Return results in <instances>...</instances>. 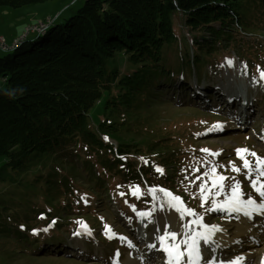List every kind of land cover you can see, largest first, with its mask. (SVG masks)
<instances>
[{
    "label": "trees",
    "instance_id": "1",
    "mask_svg": "<svg viewBox=\"0 0 264 264\" xmlns=\"http://www.w3.org/2000/svg\"><path fill=\"white\" fill-rule=\"evenodd\" d=\"M45 1L0 0V6L17 8ZM181 22L192 29H203L206 33L203 37L207 38L197 41L188 30L181 34ZM262 31L264 0H83L60 23L48 26L44 33L37 32L32 39L26 37L20 46L5 51L0 58V158L3 159L0 183L16 182L15 176L31 171L34 174L31 180H26L23 190L31 196L32 185L41 183L49 196L44 197L48 213L43 214V219H40L42 213L37 212L40 206L12 212L4 208L6 198L0 196V239L9 241L10 255L14 250L20 251L8 261L5 253L0 254V264H16L18 258H38L34 248L46 240H64L72 232L71 221L80 212L90 216L88 221L92 226L100 228L108 222L102 220L100 211L93 213L92 203L88 202L94 199L91 195L76 194L72 201L75 213L70 209L72 202L54 198L60 188L68 193L74 191L70 181L77 176H83L89 188L95 182L104 187L106 194L120 189L129 200L142 202L145 197L136 200L128 188L141 183L144 175L150 185L176 189L197 209L180 185L183 173L177 169L184 159L181 150L195 145L196 141L179 136L168 147L166 137H162L163 148L157 151L154 142L145 145L136 141L131 129L123 124L122 111L134 106L140 93L149 92L150 81L154 83L162 73L151 67L158 68L163 58L170 60L173 51L186 40L198 44L197 52L187 59L189 65L203 62L202 66L214 68L221 62L220 58L211 56L216 53L217 45L224 48L230 39L237 36L251 39L255 33L261 36ZM246 38L234 45V51L239 54V61L247 64L248 71L258 77L257 65L264 69V54L259 51L263 44ZM242 43L245 46L241 51H253L256 54L253 58L240 55ZM176 57L170 64L173 69L164 71L163 76L175 77L183 72L188 78L190 67L188 71L180 69ZM125 61L129 63L124 68L128 71L121 74L118 68ZM145 98L149 99V95ZM150 102L154 109L164 108L163 104ZM130 114L127 111L129 119ZM188 124H184L187 133ZM102 134L115 141V148L105 142ZM167 150H170L168 155L175 152V157H165ZM157 165L165 166L163 176L155 171ZM170 166L174 167L172 172ZM80 172L87 175H79ZM81 196L86 197L87 203ZM60 208L72 213L63 216ZM53 221L47 232L32 234L33 229H43Z\"/></svg>",
    "mask_w": 264,
    "mask_h": 264
},
{
    "label": "rangeland",
    "instance_id": "2",
    "mask_svg": "<svg viewBox=\"0 0 264 264\" xmlns=\"http://www.w3.org/2000/svg\"><path fill=\"white\" fill-rule=\"evenodd\" d=\"M83 0H47L42 3H34V4H26L17 8H12L9 6H0V36L4 38L5 44L0 47V58L3 57L5 51H10L15 49L14 46L20 45L19 43L24 38L32 39L31 37H35L36 33L40 31V33L43 31L41 28L48 27L52 25H56L60 23V21L63 18H67L68 16L72 15L73 12L82 4ZM67 7H71L70 9H67ZM181 28V34L186 33V30H188V34L195 36L197 38V41H200L204 35L206 36V33L201 28H189L181 24L179 25ZM183 30V31H182ZM257 33L252 36V38H246L243 36H237L236 39H230L229 42L226 44L227 47L222 48L221 45H217L218 47H215L216 53L214 55H211L212 57H215V59L219 60L221 59V62L216 65L214 68L210 67L208 65L202 66L203 62H198V64L192 62V65H189L188 58L190 55H194L196 51V44H192L191 40H186L183 44L180 45V47H177L173 51V56L169 59L163 58L161 59L160 63L158 64V68H152L151 69H160L162 71H166L167 69H173V67L170 65L173 61V59L176 57V63H179L180 69L183 68L184 70L188 71V67H190V72L193 73L192 78H199V70H202L201 72L203 74H208V77L203 78L202 85L207 87L206 85H213L218 86L221 88H225L228 86L230 89H233L234 91L244 94L246 89L250 93L249 100H250V107L247 109L249 114L252 116V119L254 120L252 125H250L249 129H244L240 131H227L226 125L224 122L226 121V118L229 113L223 112L215 108L212 104H204L200 107L195 108L193 107H181L180 102H176L175 100L170 101V105L168 107L164 108H156L152 106L151 102L148 100V98H145L146 94H149V92L146 90L143 93H140L136 100H134L135 104L134 106H129L128 108H124L122 111L124 115L123 124L131 129V134L137 139L136 141H142L146 145V142H154L157 144L156 149L162 150L161 144V138L166 137V145L172 146L175 144L176 141H178L179 136H184L185 138L196 139V144L193 145L194 147H198V149L191 147V150L189 151V158L190 163L187 164L188 171L184 175V182L187 183L188 187L191 186L193 189L190 191H193L197 197L196 201L200 208H202L203 212L206 215L211 216L208 220L207 225H215V224H221L219 227L224 226V229H221V233H227V232H233L239 225L241 217L237 215V213H229L226 211H207L206 209L211 208V200L214 197V193L218 190L217 188H214L212 186V181H207V187L211 189V192L207 193L208 196V202L205 203L204 207H201V198L199 195V185L202 181L197 180L196 183L192 184L190 183L193 180H196V176L201 175V173L208 171V169L215 165L217 166V174H221L227 177H236L237 180L241 183V188L245 191L246 195H252L254 199L259 202L258 195L254 194L249 181L245 179L244 171L242 170L241 173L237 174L233 171H231V168L229 166V161H232L235 166L240 167L241 166V160L237 158L235 154V149L237 148H247L251 151H254L259 157L264 158V116L258 117L257 112L262 113L264 115V82L261 83V81L257 80V82H253V77L249 74L245 75L242 72V64L239 61L238 53L234 51V45L239 44L242 42V39H250L251 41H257L260 42L262 47L260 46V53L264 54V31H262L261 36H257ZM28 35V36H27ZM194 43V42H193ZM240 55L244 56L245 58H253L256 54L253 51H241V47L245 46V43L240 44ZM255 48V46L253 47ZM176 52V53H175ZM182 53V54H178ZM225 54V57H222V55ZM238 54V55H237ZM222 57V58H221ZM239 58V59H238ZM227 60H232L233 64L232 66H229L226 63ZM128 61L123 62L119 66V70L121 71V74H126L128 69H124L128 65ZM188 64V65H185ZM185 76H187L186 73H184ZM174 78H180L179 74L175 77H170L168 80L172 81ZM163 80V79H162ZM181 79L175 80L172 84V86H177L181 83ZM151 84V81H150ZM149 84V86H150ZM149 91H150V87ZM165 88H170L169 85L165 86L158 82V87H152V94L156 98H168L170 100V96L166 92H161ZM178 91H175V93ZM206 92H209V90H206ZM127 93H130V90L127 91ZM204 95L205 99H210L209 96ZM167 96V97H166ZM177 96V94H175ZM182 98V97H180ZM212 99V98H211ZM167 102H156V105L159 104H166ZM190 104V103H189ZM194 106L193 104H190ZM258 111H257V110ZM127 111H130V115L132 116L130 119L128 118ZM134 113V114H133ZM142 113L144 115H142ZM99 116V115H98ZM156 118V120H153ZM153 120V121H151ZM191 121L192 126L190 127L191 132L187 133L185 130V122ZM219 123L223 127L221 129H213L211 131H208V129L212 128L213 124ZM199 134V135H197ZM102 137L105 139V135L102 134ZM252 138V139H250ZM105 142H108V145L112 144V146L115 144V141L112 139L110 140L107 138ZM140 142V143H142ZM201 149H209L210 152H218L220 153L218 156H211L212 158L207 161L202 156ZM183 150V149H182ZM181 150V151H182ZM144 153H147L148 149L144 146ZM156 151V150H155ZM170 150L165 151V157H175V152L170 153ZM183 151H186L185 149ZM221 153L225 154V156L221 157ZM81 158V157H78ZM249 161H251L253 164L255 163V158L248 156L246 157ZM218 159V160H213ZM76 160V158H74ZM135 161V159H133ZM3 159L0 158V164H2ZM207 162V163H206ZM206 163V170L201 171L200 167H202ZM143 165V164H141ZM140 165V166H141ZM219 165H224L225 167H219ZM43 168L46 169V166L43 165ZM52 165L51 167H53ZM160 167V169L163 170L161 175H164L165 172V166L157 165V167ZM198 168L199 172H194V169ZM171 170V172L174 170L173 166H170L168 168ZM156 171V170H155ZM157 172V171H156ZM34 174V172L27 171L21 175L15 176L16 182L11 183H0V196H4L3 198H6V202L4 204V208L11 209L12 212H20V210L23 209H30L31 207H38L40 206L41 209H38V213H48L46 210V201L44 197H48L49 195L46 194V187L44 184L41 183H35L30 188L31 190V196L28 194L27 191H24V183L26 180H31V176ZM79 175L86 176V172H80ZM121 176V175H120ZM149 176V175H148ZM144 175H142L141 178H143ZM187 177V179H185ZM254 178V177H253ZM83 176H77L76 180L70 181L71 185L74 187V191L72 190L71 193H68V191H65L63 188L59 189V194L54 196L59 197L62 200L68 201L69 204L74 200V197H76V194H88L91 195L94 199L88 200V202H91L93 205L92 207H100V208H107L104 213L108 215H113L117 218V215L115 213V208L112 206L113 202L109 200L107 203V196L104 193V187H100L95 182L91 183L93 188H89L87 186L86 179H84ZM142 180V179H141ZM205 180H207V177H205ZM83 181L84 183H82ZM88 181V180H87ZM147 181V180H146ZM226 182H229L228 185L232 184V180H225L223 183L226 186ZM264 182V178H262V181ZM41 184V185H40ZM144 180H142L141 183L136 182L135 186H138L139 192L143 193L144 188ZM186 187V185H183ZM187 187V188H188ZM227 191L223 192L220 196H215L214 198L218 202H222L225 200L227 196ZM48 195V196H47ZM147 199L151 200L150 194H146ZM155 199L154 202L152 201V208L144 207L146 211H150L151 209H154L153 213L148 215L149 219L145 220L143 216L138 215V213H147L145 211H139L134 213V217L127 219V226L129 230L124 231L125 233L122 234H115V236L112 239H109L110 244H104V238L105 235H99L95 233V237H92L91 234L88 236H84V234L80 235H74L77 231V220L79 217H83V219L87 222L90 216L82 215V212H80L79 216L76 220L71 221L73 225L72 232L70 234H67L64 237V240H46L45 244H42L41 246H37L35 251H37L36 256L38 258L34 259L31 258H18L14 263L16 264H122L123 262L127 261L126 257L133 253V248H131L130 245L137 247L138 250H142V252L146 255V261L140 260L143 264H162L160 261V257L158 254H154V256L149 258L148 251L142 247L146 246L149 239H153L155 237L154 232L155 230L160 229L161 227H165L167 225L169 229H175L177 224L180 226H183L184 224H189L188 231H192L193 228L199 227L197 225H191L190 221H192V218L189 217V215H185L183 220L180 218V214L173 208L166 203V197L164 194H156L155 193ZM73 202L71 206V210L75 213L76 209L72 208ZM90 207V208H92ZM89 208V209H90ZM61 209V208H60ZM132 209L127 208L126 206L118 209V215L123 212L131 211ZM63 216H66V214L72 213L65 212L61 209ZM199 208L196 210V214L198 213ZM36 212V213H37ZM157 212V213H156ZM165 212V213H163ZM35 213V214H36ZM7 215H10L9 212L6 213ZM34 214V216H35ZM106 214H103L105 216ZM237 216H236V215ZM254 214V213H253ZM81 215V216H80ZM74 216V215H72ZM145 216V215H144ZM41 217V215H40ZM44 217V215H43ZM110 217V216H109ZM7 219V218H6ZM81 218H79L80 220ZM112 217H110V220ZM26 221V219H23ZM138 222V230L140 228V224L147 225V231L145 239H143L139 244H137L133 239V229L130 228L131 223ZM159 221V222H158ZM2 223V221H0ZM255 223V222H254ZM116 227L119 225L117 223ZM7 225V224H6ZM14 225V224H11ZM264 223H262L259 227L263 228L262 226ZM9 226V225H7ZM111 231H116L115 226L110 225L109 226ZM158 227V229H156ZM120 228V226L118 227ZM199 231H201L200 228H198ZM220 229V228H219ZM137 230V232H138ZM109 235L111 233H108ZM138 236H140L138 234ZM51 241L56 242L55 245L49 246V243ZM262 243H264L263 240H261ZM87 243V244H86ZM130 244V245H129ZM112 250H109L110 247H112ZM9 249V241L8 240H1L0 239V254L5 253L6 260H13L17 253H20L19 250H14L13 254L10 255L8 252ZM241 249H244L242 247ZM264 250V247L262 244H258L255 247V253L253 258H249L248 262H254L255 264H264L263 261H261L262 257V251ZM33 251V253H35ZM44 253H55L58 256H54L52 254H45ZM118 253V255H117ZM242 252H235L232 257H239ZM56 258H61L58 263L55 261ZM71 261V262H69Z\"/></svg>",
    "mask_w": 264,
    "mask_h": 264
},
{
    "label": "snow or ice",
    "instance_id": "3",
    "mask_svg": "<svg viewBox=\"0 0 264 264\" xmlns=\"http://www.w3.org/2000/svg\"><path fill=\"white\" fill-rule=\"evenodd\" d=\"M226 63L229 66H232L233 61L226 59ZM242 72L245 75L248 74V66L246 63L242 64ZM257 73L258 79L264 81V69H261L259 65H257ZM253 82H257V77H253ZM222 127L223 126L221 124L216 123L213 124L212 128L208 129V131L213 129H221ZM105 140H107V137H105ZM201 151L209 153L213 156H218L220 154L218 152L212 153L209 149H201ZM235 154L237 158L242 161V163L240 167H237L232 161H229L231 171L237 174L241 173L242 170L244 171L245 179L249 181L250 186L254 192L257 193L259 202H257L256 199H253L250 195L247 197V199H244V193L241 191L240 181L237 180L236 177H226L224 175L217 174V166L213 165L208 169V171L196 176V180L190 182L194 184L197 180L202 181L199 185L201 207H204L205 203L208 202L207 193L211 192V189L207 187V181L210 180L212 181V186L218 189L214 193V197L220 196L225 191H227L228 194L225 200L222 202H218L213 197L211 200L212 207L206 209L207 211L220 210L229 213H242L246 217H251L253 213L264 214V182H261L262 178H264V158L259 157L254 151H251L247 148H237L235 149ZM248 156L255 158L254 164L246 158ZM141 159L143 160L144 158ZM144 162L147 163L146 160ZM219 167L222 168L225 166L219 165ZM156 171L160 172L161 174L163 172V170L160 168H157ZM194 172H199V169H194ZM205 177H207V180H205ZM185 179H187V177H185ZM225 180H232L233 183L225 187L223 183ZM130 191H132V194L136 195L137 199H139L140 194L138 186H132ZM148 191L154 199L156 198L155 193L157 191L164 193L166 197L165 202L180 214L181 220H183L185 215L195 216L196 218L190 221V224L197 225L200 229H202L201 231H188L190 225L184 224L181 228V231L178 233L171 231L169 227L165 225L164 234L157 237V240L159 241V250H161L166 257L164 264H200V261L203 258L201 242L203 245H212L214 235L221 231V229L215 225L204 224L202 222V216L197 215L194 210L183 206L181 197L173 195L168 190L150 188ZM121 195H123V193H121ZM81 199L87 203L85 196H81ZM138 215H150V213H138ZM43 218V214H41L40 219ZM54 223L55 221L43 229H33L32 234L38 235L41 231L47 232L48 228H51ZM77 223L83 224L82 221H77ZM84 227L86 228V226ZM21 228L23 229V225ZM104 228L106 233H111V229L107 224L104 225ZM74 235H80V232H76ZM114 236L115 233H111L108 238L112 239ZM151 247H155V245H151ZM242 259V257H237L235 260L228 261L227 264H240ZM206 264H212V260H208Z\"/></svg>",
    "mask_w": 264,
    "mask_h": 264
},
{
    "label": "bare ground",
    "instance_id": "4",
    "mask_svg": "<svg viewBox=\"0 0 264 264\" xmlns=\"http://www.w3.org/2000/svg\"><path fill=\"white\" fill-rule=\"evenodd\" d=\"M46 28H47L46 26L41 28V30H43L41 33H44ZM38 33L41 34L40 31ZM23 40H25V38ZM23 40H21V42L19 43L20 45L22 44ZM20 45H18V43H17V45H15L14 48H17ZM206 86H207L206 88H210L211 87L210 85H206ZM227 91L230 92L229 93L230 95H234L235 94V93H233L234 92L233 89H231V90L227 89ZM248 104H249V102L247 101L246 105L248 106ZM234 111H235V115L237 116L239 114V110H234ZM163 213H165V212H163ZM237 215H239V217H241V220H240L239 225H237V227H235V228H237L236 235L239 236L240 234H244V237H247L244 240V242L238 241L236 238H233V237L229 238V239L227 237L224 238V233L217 232L214 235V237H213V244L212 245L219 247V246L224 245L226 243L227 244H231V245H235V243L238 242L237 246H239L240 248L244 247V249H243L244 252L241 253V256H242L243 259L240 261V264H255L254 262H248V260H249V258H253L255 256L254 255L255 247L258 244H262L263 247H264V243L261 242V240L264 241V239H261V236L264 235V231L262 232V235L261 234L258 235V233H259L258 230L256 232L254 231L255 229H253L254 227H252L253 225H251L252 224L251 222L254 220V216L257 215L256 216V220H257L256 222L260 224L263 221L262 219L264 218V214H262V215L253 214L251 217H246L242 213H237ZM190 217L195 219L194 216H190ZM244 217H246L248 219L247 221H249V222H247L246 218H244ZM143 218L145 220L149 219L147 217V215H145V216L143 215ZM220 225L221 224H215V226H220ZM146 226L143 225V224H140V228L138 230L139 233H137L136 238H134V241L137 244H139V245H140L141 241L143 239H145V236H146V232L145 231H147ZM181 228H182V226L180 225V228L177 227V228H175V230H172V231H175V232L179 233L181 231ZM134 229H137V227H134ZM156 229H158V227H156ZM138 234L140 236H138ZM163 234H164V228H160L158 230H155V232H154L155 237L153 239H149L147 244H145L146 246L142 247V248H144V249H146L148 251V254H149L150 257L153 255V251H156V250L160 251L159 250V242L155 244V247H151V245H152L151 243L153 242V240L158 235H163ZM225 240H227V241H225ZM130 246H131V248H133L134 251H133V253H131L130 255H128L126 257L127 261L123 262L122 264H143L142 262H140V260L146 261V258H145L146 255L142 252V250H138L137 247H134L132 245H130ZM201 248H202V253L204 254L205 247H204L202 242H201ZM239 249H237V251ZM262 253H263L262 256L264 257V250H263ZM160 257H161V259L163 261H165L166 257H165V254L163 252L161 253ZM223 257H225V256H223ZM220 258L221 257H219L214 262H217L218 260H220ZM235 259L236 258L227 259V260H225L224 264H227L228 261H232V260H235ZM262 261H264V258H262ZM203 262H204V255H203V258L200 261V264H202Z\"/></svg>",
    "mask_w": 264,
    "mask_h": 264
},
{
    "label": "built area",
    "instance_id": "5",
    "mask_svg": "<svg viewBox=\"0 0 264 264\" xmlns=\"http://www.w3.org/2000/svg\"><path fill=\"white\" fill-rule=\"evenodd\" d=\"M3 40H4V38L2 36H0V47L5 44V42Z\"/></svg>",
    "mask_w": 264,
    "mask_h": 264
}]
</instances>
